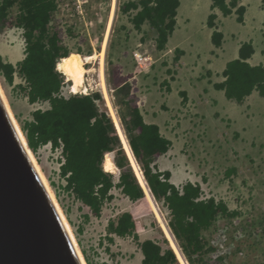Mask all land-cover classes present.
I'll return each instance as SVG.
<instances>
[{"label":"rangeland","instance_id":"rangeland-1","mask_svg":"<svg viewBox=\"0 0 264 264\" xmlns=\"http://www.w3.org/2000/svg\"><path fill=\"white\" fill-rule=\"evenodd\" d=\"M57 1L52 25L60 30L64 44L72 52L68 55V62L74 71L71 81L64 74L67 84L63 93L99 91L103 99L101 107L107 109L115 128L117 119L124 136L118 110L123 108L121 100L129 95L130 102L140 109L144 121L159 125L161 134L173 146L156 157L158 168L169 171L170 181L177 187L186 181L198 183L202 196L223 200L231 211L236 212V215H218L202 231L210 248L206 256L208 262L264 264V96L254 91L238 103L227 99L223 90L215 88V83L221 81L217 69L224 68V55H229L219 54L216 49L221 52L225 50L223 46L232 47L244 37L255 46L251 64L264 66L261 0H243L241 4L246 6V11L242 22H238L234 14L224 16L219 9L212 10L208 0H180L175 29L162 50L157 49L156 32L148 22L140 31L130 23V13L125 14L122 10L128 0ZM211 11L217 15L215 31L223 32L221 45H214L216 48L210 40L213 29L207 27ZM110 19L103 72L115 115L99 85V53ZM23 47L20 29L9 24L0 29V56L3 60L19 61L23 58ZM235 53L233 49L230 57ZM136 54L141 55L140 61L134 60ZM90 55L91 59L88 58ZM81 74H84V88L74 92V83ZM20 81L15 78V83ZM124 84L128 86L127 91L125 87L119 89ZM0 89L19 129L21 123L30 118L32 110L47 107L46 103H28L1 78ZM116 131L122 144L117 128ZM107 154L113 162L114 153ZM33 156L71 235L73 232L72 237L85 264H139L142 258L139 242L144 239H153L163 247L173 249L142 186L144 197L134 202L119 188H113V199L104 204L100 215L96 216L64 190L65 180L58 174L59 150L47 145ZM138 166L139 173H142ZM112 174L116 182L118 169ZM147 189L150 193L148 186ZM152 199L169 229L167 210L153 196ZM126 211L135 220L138 239L109 235L112 237L109 241L108 222ZM176 258L181 264L177 254Z\"/></svg>","mask_w":264,"mask_h":264},{"label":"trees","instance_id":"trees-1","mask_svg":"<svg viewBox=\"0 0 264 264\" xmlns=\"http://www.w3.org/2000/svg\"><path fill=\"white\" fill-rule=\"evenodd\" d=\"M239 1L212 0V10L219 9L224 16L234 12L237 21L242 22L246 7ZM179 4L180 0H128L122 10L130 13L129 21L137 31L148 22L156 32L157 49L162 50L175 29ZM261 6L264 11V0ZM57 8V0H0V29L8 24L20 29L24 42L23 58L15 64L0 56V78L28 103L47 104L32 110L30 118L21 123L27 145L33 153L48 144L53 150L61 148L59 176L65 180L64 190L99 216L102 206L113 199V188H119L133 202L144 197V190L107 109L101 107V93H63L65 75L71 81L74 71L68 62L72 52L64 44L60 30L52 25ZM215 18L214 13L209 15L210 27ZM222 37L221 32H213L211 39L216 47L221 45ZM254 52L252 43L244 42L237 57L226 63L224 80L215 88L223 90L227 99L240 103L254 91L264 96V66L248 62ZM16 77L21 80L19 83H15ZM122 87L127 91L126 84L119 89ZM128 96L121 100L123 108L118 114L150 193L167 210V225L187 262L210 264L206 257L210 248L202 231L218 215L236 212L223 200L202 196L198 183L187 181L177 187L170 181V172L158 168L156 157L169 150L171 141L161 134L158 125L144 121L140 109ZM109 152L114 153L113 162L119 171L116 182L113 174L102 167ZM109 235L137 240L132 214L126 211L110 220L107 239L112 241ZM139 247V264H179L171 247H163L153 239L140 241Z\"/></svg>","mask_w":264,"mask_h":264},{"label":"water","instance_id":"water-1","mask_svg":"<svg viewBox=\"0 0 264 264\" xmlns=\"http://www.w3.org/2000/svg\"><path fill=\"white\" fill-rule=\"evenodd\" d=\"M19 131L0 94V264H82Z\"/></svg>","mask_w":264,"mask_h":264},{"label":"bare ground","instance_id":"bare-ground-1","mask_svg":"<svg viewBox=\"0 0 264 264\" xmlns=\"http://www.w3.org/2000/svg\"><path fill=\"white\" fill-rule=\"evenodd\" d=\"M112 4H113V5H112V9H111V16H112L113 11H114V1L112 2ZM110 27H111V19L109 20V23H108V26H107L106 38H105V40H104V44H103L102 50H101L100 53H99V57H100V66H99L100 68H99V70H100V72H99V71H98V72H99V76H100V77H99V78H100V84H99V85H101L102 90H103V92H104V95H105V97H106V99H107V104H108V106L110 107V109L112 110V106H111L110 101H109V99H108L107 86H106V83H105L104 72H103V71H104V70H103V66H104V57H103V55H104V47H105L104 45H105V43H106V40H107V36H108L109 30H110ZM88 58L91 59V58H92V55L88 56ZM83 79H84V74H81V75L79 76L77 82L74 83V87H73L74 92L80 91V90H82V88H84V86H83ZM0 94H1V97H2V99H3V101H4V103H5V106H6V108H7V112H8V114H9V117H10L11 120L13 121V124H14L15 128L17 129V131H19L18 124H17L16 120H15V119L13 118V116H12V112H11V110H10L8 104H7V101H6L5 97H4V95H3L2 91H1V89H0ZM111 110H110V111H111ZM112 113H113V110H112ZM113 114H114V113H113ZM114 115H115V114H114ZM113 117H114V116H113ZM115 118H116V117H115ZM113 121H114V120H113ZM115 121H116V128L118 129V132L120 133L121 139H122V141H123L122 144H123L124 150H125V152H126V155H127L128 158H129L130 164H131V165L136 169V171H137V177H138V180H139L140 185H141V186L143 187V189L145 190V193L147 194V196H148V198L150 199L151 203H153V207H154V209H155V213H156V216H157V218H158V220H159V222H160V225L162 226L163 230L165 231V234L167 235V237H169V240H170L171 246H172L173 249L177 252L176 254H177V256H178V258H179L181 264H187V263L185 262L183 256H182L180 250L178 249V246L176 245L175 240L173 239V237H172V235H171L169 229L167 228L165 222L163 221V218H161V217L159 216L158 211H157V209H156V207H155V203L153 202L152 196H151V194L149 193V191H148V189H147V186H146V184H145V181H144L143 177H141L142 175L139 173V171H138V169H137V163H136V161H135V159H134V156H133V154H132V152H131V149H130V147H129L128 141H127V139H125V136L123 135V132H122V130H121V127H120V125H119L117 119H115ZM114 124H115V123H114ZM19 135H20V131H19ZM20 137H21V140L24 142V136H23V134H21ZM22 138H23V139H22ZM28 148H29V147H28ZM28 154H29L30 160L33 162V164H34V166H35L36 172L38 173L40 179L42 180V182H43L45 188H47V191H48V193H49V195H50V197H51V200H52V202H53V205H54L55 209L57 210L58 214L60 215V217H61V219H62V221H63V223H64V225H65V228L67 229V231H68V233H69V236H70V238H71L73 244L75 245V248H76V251H77V254H78V256H79V259H80L81 263H82V264H85V262H84V260H83V257H82V255H81V252H80L79 248L77 247V245L75 244V241H74L75 238L73 239V237H72L73 232H72V235H71V232H70V230H69V226H68L67 223L65 222L63 214L59 211V208H58V206H57V203H56V201H55V198L53 197V194L51 193L50 188H49V186H48V184H47V182H46V180H45V178H44V176H43V174H42V172H41L39 166L37 165V163H36V161H35V158H34V156H33V152H32L30 149H29V151H28ZM139 166H140V165H139ZM103 168H104L105 171H107V172H112V173H113V172L115 171V169H116V166H115L114 163L112 162L111 157H110L107 153H106L105 158H104ZM71 231H72V230H71ZM73 236H74V235H73Z\"/></svg>","mask_w":264,"mask_h":264},{"label":"crops","instance_id":"crops-1","mask_svg":"<svg viewBox=\"0 0 264 264\" xmlns=\"http://www.w3.org/2000/svg\"><path fill=\"white\" fill-rule=\"evenodd\" d=\"M250 1V0H249ZM207 3H209V5H210V3H212V0H211V2H209V0L207 1ZM241 3H244L243 2V0H240L239 1V4H241ZM242 5H244V4H242ZM245 6V5H244ZM246 7V6H245ZM210 13H214V12H210ZM221 13V12H220ZM215 14V13H214ZM232 14H234L235 15V18L237 17V15H236V13H232ZM216 15V14H215ZM231 15V14H230ZM229 16V15H228ZM216 18H217V15H216ZM216 20V19H215ZM215 25H216V23H215V21H214V26L213 27H210V26H208L207 25V27H209V28H211V29H213L212 30V32H211V34H210V40H211V43H212V45L214 46V44H213V42H212V39H211V37H212V34H213V32L216 30L215 29ZM221 33L223 34V32L221 31ZM247 39L246 38H242L241 39V42L240 43H238V44H234L232 47H227L226 45L225 46H223L224 48H225V50H223V51H219L218 49H216L217 50V52L219 53V54H225V53H229V55H224L225 56V60H224V68H225V66H226V64H225V62H227V59L229 58V60H233V59H235L236 57H237V55H238V49H239V47H240V45L242 44V43H244V42H250V41H246ZM248 40H250V39H248ZM238 42V41H237ZM259 44V43H258ZM253 45V44H252ZM215 47V46H214ZM253 47H254V49H255V46L253 45ZM216 48V47H215ZM233 49H235L236 50V53H235V55L234 56H232V57H230V53H231V51L233 50ZM213 59H211V61H212ZM228 60V61H229ZM9 62H11V63H13V64H15L16 62L14 61V62H12L11 60H8ZM251 61H253V60H251ZM254 61H256V60H254ZM248 62L251 64V62H250V58L248 59ZM252 65H256V64H252ZM209 66H211V64L209 65ZM224 68H222V67H219L217 70L219 71V76H220V80L221 81H223L224 80V77H223V75H222V72H223V70H224ZM215 77H216V82L218 81L217 80V76L215 75ZM210 78V77H209ZM207 79V78H206ZM221 81H218L217 83H219V82H221ZM71 84H72V82H71ZM216 84V83H215ZM213 87H214V85H213ZM159 126V125H158ZM171 147H173V146H171ZM170 147V149H172ZM115 165V164H114ZM176 178H178L177 176H176ZM187 182V181H186Z\"/></svg>","mask_w":264,"mask_h":264},{"label":"built area","instance_id":"built-area-1","mask_svg":"<svg viewBox=\"0 0 264 264\" xmlns=\"http://www.w3.org/2000/svg\"><path fill=\"white\" fill-rule=\"evenodd\" d=\"M137 56V57H136ZM133 57H134V60L136 59V60H138V61H140L141 59H142V57H141V55H139V54H136L135 56L133 55ZM144 60H148L147 58H145ZM69 93H72L71 91H69ZM49 145V144H48ZM45 146H47V145H45ZM44 146V147H45ZM50 146V145H49ZM123 146V145H122ZM43 148V147H42ZM50 148H51V146H50ZM52 149V148H51ZM56 150H59V154H60V158H61V160L63 161V158H62V156H61V148H58V149H56ZM135 159V158H134ZM136 161V160H135ZM137 163V162H136ZM62 164V162L60 161L59 163H58V174H59V168H60V165ZM137 166H138V164H137ZM139 167V166H138ZM132 168H133V170H134V172H135V175L137 174V171H135V168L132 166ZM140 174L142 175V173L140 172ZM143 176V175H142ZM137 177V176H136Z\"/></svg>","mask_w":264,"mask_h":264}]
</instances>
